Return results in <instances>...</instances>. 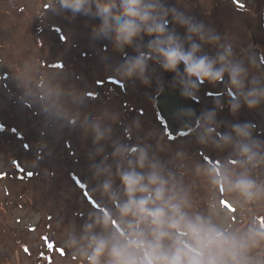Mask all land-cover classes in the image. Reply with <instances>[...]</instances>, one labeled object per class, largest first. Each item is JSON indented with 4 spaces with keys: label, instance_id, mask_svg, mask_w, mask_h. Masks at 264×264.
I'll list each match as a JSON object with an SVG mask.
<instances>
[{
    "label": "clouds",
    "instance_id": "clouds-1",
    "mask_svg": "<svg viewBox=\"0 0 264 264\" xmlns=\"http://www.w3.org/2000/svg\"><path fill=\"white\" fill-rule=\"evenodd\" d=\"M49 10L99 21L90 39L120 55L106 70L122 84L155 85L157 97L167 87L191 101L204 84L225 90L211 108L197 113L181 105L173 113L188 143L215 153L212 159L191 152L182 138L173 150L158 129L142 136L141 121L123 124L118 111L88 114V93L66 87L59 68L26 63L14 70L21 103L57 130L91 138L97 206L79 226L66 224L61 247L85 264H264V138L251 122L219 118L225 106L234 117L264 107V62L251 48L237 51L181 0H46L43 16ZM164 73L171 74L167 83ZM45 149L37 145L32 167Z\"/></svg>",
    "mask_w": 264,
    "mask_h": 264
},
{
    "label": "rangeland",
    "instance_id": "rangeland-1",
    "mask_svg": "<svg viewBox=\"0 0 264 264\" xmlns=\"http://www.w3.org/2000/svg\"><path fill=\"white\" fill-rule=\"evenodd\" d=\"M181 2L198 20L232 39L237 51L251 48L264 62V0ZM42 6L46 0H0V264H48L42 255L49 256L51 264H85L63 249L60 241L68 222L79 226L87 209L97 206L90 195L95 184L87 158L91 138L79 129L57 130L35 106L21 103L14 70L26 63L59 68L66 87L88 93L83 109L88 114L112 109L121 114L123 124L139 119L142 136L153 129L164 132L173 150L182 138L200 157L214 159L215 153L189 144L179 126L171 137L157 113L155 85L145 88L139 82L122 84L112 79L106 66L121 62V57L111 46L105 48L107 41L90 39L98 20L70 19V13L56 15L50 10L43 16ZM162 79L167 83L171 74H162ZM222 92V85H202L195 111L211 108L214 97ZM219 118L251 122L264 138V107L242 108L234 117L225 106ZM115 133L121 135L122 126H116ZM42 142L47 149L40 154L38 167H32ZM205 192L199 189V197Z\"/></svg>",
    "mask_w": 264,
    "mask_h": 264
},
{
    "label": "water",
    "instance_id": "water-1",
    "mask_svg": "<svg viewBox=\"0 0 264 264\" xmlns=\"http://www.w3.org/2000/svg\"><path fill=\"white\" fill-rule=\"evenodd\" d=\"M185 105L194 109L195 104L191 100H184L179 92L176 90H172L170 88H165V91L157 97V106L162 114V116L168 121L169 127L171 131L176 130V126L178 124L172 123L173 113L178 106ZM181 130V127H178Z\"/></svg>",
    "mask_w": 264,
    "mask_h": 264
},
{
    "label": "trees",
    "instance_id": "trees-1",
    "mask_svg": "<svg viewBox=\"0 0 264 264\" xmlns=\"http://www.w3.org/2000/svg\"><path fill=\"white\" fill-rule=\"evenodd\" d=\"M159 116H160V114H159ZM161 117V116H160ZM162 118V117H161ZM162 121H163V123H165V121H164V119L162 118ZM165 125H166V123H165ZM166 130H167V132L171 135V137H172V133H170V131L167 129V127H166ZM50 246H52V245H50ZM45 259H49V261H48V264H51V262H50V258H49V256L47 257V256H45V255H42Z\"/></svg>",
    "mask_w": 264,
    "mask_h": 264
},
{
    "label": "flooded vegetation",
    "instance_id": "flooded-vegetation-1",
    "mask_svg": "<svg viewBox=\"0 0 264 264\" xmlns=\"http://www.w3.org/2000/svg\"><path fill=\"white\" fill-rule=\"evenodd\" d=\"M156 97V108H157V113L158 114H160V110L158 109V107H157V96H155ZM194 102V101H193ZM194 110H195V107H194ZM172 123H174V124H178L175 120L173 121L172 120ZM179 125V124H178ZM180 126V125H179Z\"/></svg>",
    "mask_w": 264,
    "mask_h": 264
}]
</instances>
